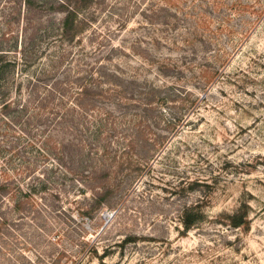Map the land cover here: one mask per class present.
<instances>
[{
    "label": "rangeland",
    "instance_id": "374dc122",
    "mask_svg": "<svg viewBox=\"0 0 264 264\" xmlns=\"http://www.w3.org/2000/svg\"><path fill=\"white\" fill-rule=\"evenodd\" d=\"M60 2L0 0V264H264V0Z\"/></svg>",
    "mask_w": 264,
    "mask_h": 264
},
{
    "label": "trees",
    "instance_id": "16d2710c",
    "mask_svg": "<svg viewBox=\"0 0 264 264\" xmlns=\"http://www.w3.org/2000/svg\"><path fill=\"white\" fill-rule=\"evenodd\" d=\"M93 2L94 0H72V1L61 0L60 4L57 6V10L60 13L66 14L63 21V36L66 39L71 40L77 36L78 34L77 32H79V29L81 28L79 26L81 24V22H79L81 11L86 10ZM1 77H2V71H0V78ZM3 108L9 110L10 108L9 102L4 103ZM4 176L8 177L9 175L5 174ZM19 188L21 187H19V185H17L16 183H14V181L10 178L4 181H0V194L2 192H4L5 194L7 193V195L4 196L11 195L12 198L15 193V190ZM31 190H34V188H32ZM25 194H27V192ZM247 223L248 222L244 217H240L239 219L234 221V225L236 227L244 226ZM186 228L187 229L190 228V221L189 223H186Z\"/></svg>",
    "mask_w": 264,
    "mask_h": 264
}]
</instances>
